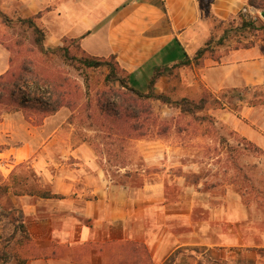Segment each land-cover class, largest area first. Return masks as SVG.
<instances>
[{"label":"crops","instance_id":"0c3cea01","mask_svg":"<svg viewBox=\"0 0 264 264\" xmlns=\"http://www.w3.org/2000/svg\"><path fill=\"white\" fill-rule=\"evenodd\" d=\"M14 1L16 15L33 20L47 48L75 42L89 57H114L129 87L140 93L146 94L153 75L165 69L171 74L160 75L152 89L172 100H197L204 91L219 98L229 90L264 85V56L256 46L220 47L217 59L207 54L198 67L193 61L211 36L221 35L216 20L227 21L242 9L251 13L248 0ZM185 60L190 64L182 65ZM11 64V52L0 42V77ZM187 70L197 79L186 80ZM177 85L195 87L198 97L174 95ZM60 111L45 123L54 126ZM19 116L8 115L0 125ZM236 125L243 137L263 141L257 130ZM73 137L63 129L31 130L15 147L0 151V169L31 160L32 170L42 178L38 192L50 195L13 198L29 236L20 249L23 264H199L200 257H207L197 256V250L216 245L200 237L214 235V229L208 222L201 228L197 206L181 182L169 179L166 171H152L165 158L157 152L161 150L139 148L141 170L132 172L131 157L112 167L109 154L97 153L85 140L72 143ZM38 139L43 141L40 148ZM6 157L11 161L5 164ZM204 215L211 218L208 212Z\"/></svg>","mask_w":264,"mask_h":264},{"label":"rangeland","instance_id":"374dc122","mask_svg":"<svg viewBox=\"0 0 264 264\" xmlns=\"http://www.w3.org/2000/svg\"><path fill=\"white\" fill-rule=\"evenodd\" d=\"M262 2L257 0L258 4ZM251 10L252 17L241 14L256 22L257 27L252 30L249 40L264 56V30L261 28L264 21L259 15L264 8L252 7ZM0 12L8 20L4 22L0 18V42L9 49L12 58L5 80L10 81L13 75H17L24 62L32 61L31 69H37L39 77L47 78L51 83L41 84L39 89L29 84L25 99L37 92L44 102H49V98L55 95V100H60L62 108H66L59 110V121L52 126V123H45L50 116L38 110L14 112V105L6 103L11 102L10 98L4 99L0 104V123L8 115L18 113L20 116L14 117L5 127L0 125V146L3 149L15 147L18 138L29 136L31 130L43 133L49 129H63L75 136L72 143L85 140L97 153L109 154L106 157L112 167L128 163L131 157L132 172L141 170L139 148L161 150L157 152L165 154V158L161 160V166L157 165L152 171H166L169 179L181 182L185 195L197 206L195 210L199 213L197 218L201 225L208 222L214 229V235H202L200 240L216 246L206 252L198 250L197 255L205 254L213 263H205L200 257L199 264H264V105L248 103V100H254V95L257 99L264 98V85L258 86L256 91L254 88L247 90L246 102L233 99L223 109H208L198 114L204 118L199 120L157 101L135 102L120 85L124 74L116 71L113 76L104 64L94 69L80 66L76 60L84 56L77 51L75 44L67 42L63 45L68 47L70 56L75 57L69 62L63 60L62 53L52 51L56 48H47L45 43L44 49L50 53L42 55L34 43L32 30L19 23L15 1L0 0ZM186 72V80L197 79L195 73ZM53 83L55 87L51 85ZM175 88L176 96H197L193 86L177 85ZM131 100L146 111L138 120L129 121L124 117L130 111ZM108 104L111 107L124 105L118 114V123H114L112 115L107 113ZM100 111L105 112L99 115ZM236 124L257 130L263 141L256 144L238 134ZM42 143L38 139V148ZM2 160L5 164L11 161L8 157ZM30 161L18 167L0 169V187L7 189L0 202L8 203L18 212L13 198L42 188V178L34 173ZM110 172L114 173L111 169ZM175 191L171 186L169 193L174 196ZM204 212H208L211 218ZM13 231L14 226L9 221H0V264L21 262L20 237L6 243ZM196 261L183 264H198Z\"/></svg>","mask_w":264,"mask_h":264},{"label":"trees","instance_id":"16d2710c","mask_svg":"<svg viewBox=\"0 0 264 264\" xmlns=\"http://www.w3.org/2000/svg\"><path fill=\"white\" fill-rule=\"evenodd\" d=\"M248 5L250 7L255 8H264V0L261 4L257 3V0H248ZM0 18L7 22V17L0 12ZM19 23L27 25L29 29L32 30L34 36V43L38 47L40 53L42 55H46L50 53L49 51L44 49V34L43 32L38 29L32 19H19ZM215 25L217 28H222V33L219 36H211V38L206 42L203 48L199 49L195 56L193 57V61L195 66H200L201 61L206 57V55H210L211 57L215 58V53L218 48L225 47L228 50H237V49H249L255 46L253 42L249 40V36L252 33L256 26V22L247 20L242 14H238L235 17L228 19L227 21H215ZM262 30H264V26H261ZM67 43V42H66ZM75 48L78 52H80L84 57L77 59V63L80 66L87 68V69H94L101 65H105L109 69V73L115 76L116 71L120 72L118 68L115 58H109V61H104V59H97L93 57H89L84 54L80 49L78 44L75 42ZM232 44H235L232 46ZM62 53V57L64 61H71L75 59V57L70 56V51L67 46L58 47L55 50ZM217 57V55H216ZM217 59V58H215ZM25 64V65H23ZM22 67L20 68V72L17 75H13L11 80H5V76L0 77V104L6 98H10L11 102H6L8 104L14 105V112L17 111H24V110H33V111H40L41 113L46 114V116H53L55 115L62 107V102L59 100H55V95L49 98V102H44L42 97L38 95V93H33L30 95L27 100L25 99V95L27 93L26 87L29 84H32L36 89H39L40 85L46 86L47 84L50 85V80L47 78L39 77L37 69H31L32 61H28L27 63H23ZM189 60H185L182 65H189ZM170 69H165L163 71H158L156 74L153 75L150 81L149 90L146 94L140 93L137 90H134L128 86V82L126 77L120 81V85L122 88H125L132 95L135 102L139 101H157L160 104L168 107V108H175L179 110L182 115L190 116L192 118H196L199 120H203L204 118H200L197 115L205 112L208 109H223L225 108L227 102L236 99L238 102H246L248 99L247 90L246 91H239V90H229L223 93L219 98L214 97L207 91H204L199 99L193 100L189 98H183L180 100H172L168 96L164 94H156L153 92V84L155 80L160 77V75L171 74ZM41 85V86H42ZM52 86H56L51 84ZM59 88V86H58ZM56 89V88H55ZM259 88H254V90H258ZM38 91V90H36ZM254 97V98H253ZM252 99L248 103H251L252 106L254 105H263L264 98H256L257 96H253ZM62 98V97H60ZM135 102L131 100L129 103L130 111H128L124 117L131 121V120H138L142 113L146 112L143 111L142 108H138L135 105ZM125 102H123L124 104ZM123 104L115 105L114 107L109 106L108 104V111L107 113L111 114L114 123H118L120 121L119 113L120 109L124 108ZM236 108V106H233ZM127 110V109H126ZM11 111H8L10 113ZM103 112L100 111L99 115H103ZM108 116V115H107ZM3 148L0 146V151ZM7 194V189L5 187H0V197ZM26 194L32 195L37 194L40 197L47 198L50 195L47 192H36V191H28ZM1 199V198H0ZM7 220L14 226V231L12 235L6 240V243H9L11 240L15 238H19L18 243L21 245L24 242L29 241V236L25 225L23 223V219L20 216V212L15 208L9 207L8 203L1 204L0 202V221ZM198 252V250H197ZM196 252V253H197ZM201 260H205V263H213L208 257H202ZM20 264H23L22 262Z\"/></svg>","mask_w":264,"mask_h":264},{"label":"built area","instance_id":"2783aa9c","mask_svg":"<svg viewBox=\"0 0 264 264\" xmlns=\"http://www.w3.org/2000/svg\"><path fill=\"white\" fill-rule=\"evenodd\" d=\"M241 13H242L243 15H245V16H246V14H249L248 11H247L246 9H242ZM249 15H251V14H249ZM251 17H252V15H251Z\"/></svg>","mask_w":264,"mask_h":264},{"label":"water","instance_id":"95a60500","mask_svg":"<svg viewBox=\"0 0 264 264\" xmlns=\"http://www.w3.org/2000/svg\"><path fill=\"white\" fill-rule=\"evenodd\" d=\"M259 15H260L261 19L264 21V11H261V12L259 13Z\"/></svg>","mask_w":264,"mask_h":264}]
</instances>
